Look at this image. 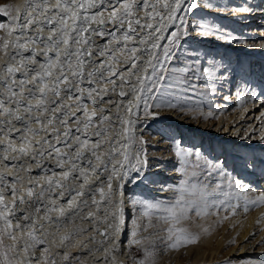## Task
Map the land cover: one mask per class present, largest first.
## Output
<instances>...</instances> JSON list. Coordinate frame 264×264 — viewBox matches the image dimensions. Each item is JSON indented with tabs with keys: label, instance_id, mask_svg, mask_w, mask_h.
<instances>
[{
	"label": "snow or ice",
	"instance_id": "1",
	"mask_svg": "<svg viewBox=\"0 0 264 264\" xmlns=\"http://www.w3.org/2000/svg\"><path fill=\"white\" fill-rule=\"evenodd\" d=\"M49 7L50 0H28L24 10V22L18 25L20 32L12 43V47L17 51L9 55L8 41L4 40L3 44H0V51L8 55L10 61L0 69V116L4 117L0 119V140L6 141L0 148V165L4 169L25 170L24 165L8 164L5 161H8L10 157L12 161L27 156L34 161L54 158L57 167L64 169L59 173L61 179L68 181V184L81 180L80 189L85 188L92 175L102 176L104 173H109L94 188L87 189L88 198L83 201V206L95 207L97 212L103 210L104 219L100 223L107 224L108 228L118 236L125 224L124 182L128 181L130 170L134 168L139 173L147 167L148 161L144 149H141L135 157L127 151L132 146L134 137L131 135L132 128L125 127V125H131V121L123 117H117L120 120V132L117 133V138L114 141H108L105 146V140L115 130V126L103 127L106 123L111 124L112 117L103 107H97V97L102 103H117L112 99L104 100V97L108 95L124 97L126 93L123 87L129 83L125 79L124 72L119 74V85L116 79L108 78L117 75L116 68L108 61L111 60L115 64L121 63L115 55L116 52L129 58L124 63L130 64L127 72L136 80L135 85H130L135 103L133 100L127 102L126 114H133V107L139 109L143 104L145 114L155 117V113L150 111L153 105L144 99V94L152 93L153 89L158 91V86L165 89L164 92L159 93L161 97L168 94L169 88H175L181 94L198 96L203 94L200 92L201 87L215 92L217 84L235 80L238 78V71H244V69H233L229 63L223 62L209 51L191 47V44H198L203 40L246 43L245 40L224 31L221 26L214 23L209 13H205V18H200L196 10L207 9L209 12L228 11L249 15L259 13L264 16V0H260L258 4L246 0L243 5L230 8L216 7L210 0H115V3L113 0H55V12H49ZM91 9H97V11L91 12ZM19 11L20 9H16L17 13ZM33 12L35 16L32 15ZM0 13L8 16V8H0ZM41 17L44 19L36 23ZM189 17L192 18L191 24ZM10 19L15 23L18 17H10ZM34 23L36 28L33 31L38 34L29 35L24 30ZM106 23L115 25L114 30L109 32L102 27ZM54 24L55 27H53ZM4 27L5 24L0 23V29ZM45 28L51 33L46 38L39 34ZM169 29L172 30L169 31ZM8 35H12L11 28L8 29ZM24 36H27V39L21 43ZM95 36H100L102 39L109 37V39L97 46L92 39ZM113 43L119 44V47L110 49L109 46ZM130 43L131 47H129ZM30 44L43 45L44 62L37 60L40 53L35 47L29 49ZM94 47L99 48L98 56L104 57L108 54L107 59L93 65L92 70L86 73L85 65L91 63V60L86 58L92 56ZM20 49L30 51V55L25 56L23 51H19ZM138 52L144 57V62L139 69L137 64L140 58L136 56ZM49 53H54V56ZM172 61H175V64H172ZM32 64H38V67L28 66ZM21 69H23V75L17 80V73ZM133 69L136 71H132ZM239 79L238 93L247 92L254 103L264 104V99H258L253 94L254 90L249 82L242 77ZM164 80H167L166 85L161 83ZM84 84L88 87H83ZM108 84L113 85L111 91L107 88ZM117 87L121 89L118 93ZM261 96H264V92ZM149 99L154 100L155 93ZM224 99L227 100L229 97L225 96ZM85 100L91 102L93 111H88L89 104ZM67 101H74V104H68ZM119 103L124 101L121 100ZM243 103L241 98V104ZM154 107L160 110L163 107L173 108L176 105L161 100ZM74 110L81 114H74ZM97 112L104 114L97 118ZM207 115L211 117L212 111H209ZM261 115L264 116V110L261 111ZM72 124L77 125L74 131ZM34 125H38L39 128H34ZM261 127L264 128V122ZM61 128L64 129L63 132ZM92 128H95V132L89 135V129ZM14 133L18 135L13 136ZM93 135L97 138L95 141L92 140ZM38 136L50 138L42 139L34 144L33 139ZM121 136L125 137L126 142L121 141ZM259 139L264 141V134H261ZM17 141L20 142L21 147H16ZM57 144H62L63 147L55 146ZM44 145H48L47 151L44 150ZM37 147L38 152L34 151ZM65 149L71 150V154ZM175 150L180 158L178 171H181L184 177L173 188L177 195L167 201L153 202L148 199L131 201L133 205H139L142 209L141 215L147 217L145 231L154 227L151 223L154 218L171 225L165 230L168 241L166 250H179L180 247L199 242V235L190 234L177 227L188 218L192 209H196L197 215L209 214L210 208L216 212L222 209L236 215L237 209L247 214L257 207L264 206V190H260L254 198H249V193L256 190L250 184L226 175L223 167L216 169V172L217 176L226 180V185L223 182H216L215 178L201 179L196 171L189 174L186 168L188 158L194 155L195 160L200 161L201 154L186 151L178 142ZM13 153L16 155H12ZM105 155L107 159L104 158ZM132 160L135 164L131 163ZM260 163L264 164V160ZM66 164L70 167L65 168ZM97 165L102 167L98 168ZM256 166L255 160H246L244 163L246 169H254ZM37 167L41 165L37 164ZM197 167H199L198 164L193 165V168ZM213 167L208 165L209 175ZM43 171L46 186L39 184L41 177H29V179H36L37 185L26 190L27 200L17 190L18 185H23V179L17 176L9 180L0 172V264H57L56 258L51 255L47 239L39 235L44 232L45 227L39 224V221L44 219L47 224L55 223L61 227L65 226L62 221H53L51 218L53 212H59L61 217L65 213L64 206L58 207L56 200L63 199L67 190L69 199L66 204L71 208L78 197H85V191L69 188L68 184L61 182V179L53 180L52 176L57 175L55 171L51 172V176L47 175L48 169ZM113 179L118 181L115 190H113ZM105 186L108 189L107 193L104 190ZM37 187L40 189L38 193ZM57 190H59L58 197L54 195ZM97 194L100 196V201L96 200ZM46 197H48L47 200ZM88 199H91V205ZM9 200L12 202L9 203ZM25 205H27L26 210ZM22 210L21 215L19 213ZM83 218L96 222L92 211L87 212ZM228 218L224 216L223 219ZM95 230L105 239L96 241L93 237L94 243L103 246L112 239L107 229ZM85 231L78 228L76 234ZM204 231L208 232L207 229ZM131 235L136 237L139 232L133 231ZM70 239H72L71 235L62 236L60 243L64 244ZM255 239L256 234L253 233L246 245L251 244ZM129 243L142 244L143 240H132ZM231 243L234 245L235 242ZM40 245H43L40 248L43 255H37V248ZM260 249H264V241L250 250V252H258V255L237 254L223 264H264V252H259ZM118 250V248L103 247L88 249L89 254H95L96 251L105 253V261L102 264H108L109 256L114 264L115 253ZM143 252L144 259L138 261V264H155V252L147 248L143 249ZM61 258L67 264H71L72 259L78 264H84L83 257L70 258L67 252Z\"/></svg>",
	"mask_w": 264,
	"mask_h": 264
},
{
	"label": "bare ground",
	"instance_id": "2",
	"mask_svg": "<svg viewBox=\"0 0 264 264\" xmlns=\"http://www.w3.org/2000/svg\"><path fill=\"white\" fill-rule=\"evenodd\" d=\"M13 3L11 4L12 12L8 16V21L6 24V31H5V36L3 37L2 41L0 44H3L4 40H7L9 43V47L7 49L9 55L15 54L17 49L12 47V43L15 40V37L19 34L20 28L18 25L22 24L24 22V10L26 8V5L28 3V0H13ZM113 3H115V0H113ZM16 9H20L19 13L16 12ZM55 0H50V7H49V12H55ZM91 12L97 11V9H91ZM213 12V11H212ZM224 13V19L230 21V23H235L237 20V23L239 26L238 31L234 33L236 37L240 36V34L244 35V39L246 43L240 45L239 52H243L242 54L239 55V60L241 58V67L242 61L247 65L246 63V58L249 57L248 61L250 62H256V64L252 66L253 71L255 70V73L253 77L255 78L256 84L259 85L260 89L264 88V16L260 15L259 13L255 15H249V14H244V13H232L228 11H222ZM33 16H35V12L32 13ZM142 15V13H141ZM105 16H107V12H105ZM240 16H245V17H240ZM10 17H18V19L15 20V23L12 22ZM191 18V17H190ZM44 17L39 18L36 23H40ZM239 20V21H238ZM191 22V19H189V23ZM36 23L32 24L29 28L25 29L24 31L28 33L29 35H37L38 33L34 32L33 29L36 28ZM56 25L54 24L53 27ZM95 27V25H94ZM109 32L113 31L115 28V25L106 23L104 26ZM12 29V35H8V29ZM172 29H169L171 31ZM40 35H43L45 38L48 37L51 33L50 31L45 28V30L42 33H39ZM233 34V33H232ZM257 38V39H256ZM27 39V36L22 37L21 43L24 42V40ZM95 41V44L97 46L104 44L109 37H104L103 39L100 36H95L92 38ZM256 40H260V42H255ZM183 42V41H182ZM120 43H123V41H120ZM231 43V42H230ZM227 44V43H226ZM232 45V44H231ZM131 43L129 44V47H131ZM229 46V45H228ZM227 46L228 50H233L231 49L232 47ZM29 49L35 47L36 51L40 53V55L37 56V60L40 62H44V47L43 45H29ZM86 47V46H84ZM110 49H115L119 47V44L113 43L110 46ZM246 52H244V51ZM19 51H23L25 56L30 55V51H25L23 49H20ZM99 51L98 47H94L92 49V56L90 58L91 63H88L85 65V72L87 73L88 71H91L93 68V65L101 63V61L107 59L106 54L104 57H100L97 55ZM49 55H53L54 53H49ZM115 55L117 56V59L121 61L120 64H115L113 61L109 60L108 62L113 64V66L117 70V75L108 77L109 79H116L118 82V85L120 83L118 77L121 72L125 73V79L129 81L128 84H125L123 87V91H125L126 95L124 97H120L119 95H108L104 97V100L112 99L116 101L117 103L113 104H107V103H102L99 101V98L97 97V107H103L105 109L106 113H109L112 117L111 124H104V128H112L115 126V130L110 133V135L106 138L105 140V146H107L108 141H114L117 138V133L120 132V120L117 119V117H123L124 119H127L131 121V125H125V127H131L132 132L131 135L134 137L132 146L127 149L129 153L133 157H135L137 154L140 152V147L145 148L147 150H150L151 148H158L157 155L158 157H161L163 159H169L170 156L172 155L169 153V146L171 145L170 142H167L166 139L162 135L163 133L161 132V128H159L157 125L161 124H166V126H172L175 127L176 129H179V137L190 143V145H193L195 142L193 141L194 136H202L205 137V140H202V148L205 150V153L208 155H211L214 157L215 155H219L220 152L223 151V155H221L220 160L223 161L226 160L229 162L230 165H225L223 166L224 169L230 170L232 173V176L236 179L241 180L243 183L250 184L253 189L256 191H252L249 193V198H254L260 190H264V182H262V179L260 177V173L262 172L261 166L263 167L264 164H261L260 161L264 160V141L259 139L261 134H264V128L261 127L262 122H264V116L261 115V111L264 110V104H257L254 103L252 99H244L241 94H235L233 96V93L229 92H224L221 93L222 91L217 93V95H213L214 92H210L211 94H202L198 96H193L195 97L193 100L195 103L203 104L207 106L208 108H213L212 109V116L209 117L210 120H205L204 122L208 123L207 126L203 128L202 125H194L195 119L186 115L184 111L176 109V107H173L171 109H165L164 112L159 114L155 113V117L152 115H147L144 112L143 109V104H141L140 108L137 109L133 107V114H126V108H127V102L129 100L134 101V96L132 92V88L130 85H135L136 80L135 77L130 76L127 72V68L130 67V64H125L124 61L128 60L129 58L126 55H122L120 52H116ZM245 55L244 57H242ZM136 56L140 58V62L137 64V69L140 68V65L144 62V57L141 56V54L138 52L136 53ZM63 59V57H62ZM9 57L8 55H5L3 51H0V69H2L6 64H8ZM173 63V62H172ZM29 67L32 68H37L38 64H32L28 65ZM101 71H104L101 69ZM132 71H136V69H133ZM151 71V69H149ZM244 72V71H243ZM23 75V69L20 70L19 73H17V80ZM244 76L241 75V77ZM239 77V75H238ZM164 83V81H161V83ZM83 87H88L87 84L82 85ZM99 87H103V85H98ZM107 88L109 91L113 88V85L108 84ZM174 89V88H172ZM120 87L116 88V92L118 93L120 91ZM262 92V91H261ZM153 94V93H152ZM87 94L85 93V96ZM63 96V94H62ZM151 96V93H145L144 94V99L148 100V103L151 102V99L149 97ZM215 96V97H214ZM225 96H228L229 99H224ZM191 96V98H193ZM241 98H243L244 103L241 104ZM258 99H264V96L258 97ZM121 100L124 101V103H119ZM215 101H218L219 103L214 104ZM86 103L89 104L88 111L91 112L94 110V108L91 105L90 101L85 100ZM35 103V102H33ZM68 104H74V101H67ZM194 104V103H193ZM175 105V104H174ZM220 106L221 112H214V109H217L216 107ZM192 106V105H191ZM194 106V105H193ZM180 108V107H179ZM192 109V108H191ZM154 110V109H153ZM193 110V109H192ZM206 110V109H205ZM204 110V111H205ZM152 111V109H150ZM188 111H190L188 109ZM193 112V111H192ZM201 112V111H199ZM205 115L208 114L209 111H205ZM214 112V113H213ZM194 113V112H193ZM192 113V114H193ZM203 113V112H202ZM74 114L80 115L81 113L75 112ZM104 113L97 112V118H99L101 115ZM196 114V113H195ZM202 115L198 114L197 116ZM204 115V116H205ZM192 116V115H191ZM190 119L188 121L187 119ZM0 119H4V117L0 116ZM206 119V118H205ZM141 121L144 122L145 128L143 129L142 126L143 124H140ZM197 121V120H196ZM202 121V120H201ZM214 123H217V126L215 128L211 129V125ZM201 122V123H204ZM15 123V122H14ZM71 124V121H69ZM146 123V124H145ZM198 123V122H197ZM222 124V125H221ZM143 126V127H144ZM199 126L202 129L208 130L210 132H204L199 129ZM218 126H220L218 128ZM222 126L223 130H221ZM73 131L77 127V125L72 124L71 125ZM34 128L38 129V125H34ZM220 129V130H219ZM51 131V129H49ZM64 129L61 128V132H63ZM212 131V133H211ZM95 132V128L89 129V135H92V133ZM18 135V133H14L13 136ZM255 137V138H253ZM50 138L48 136L45 137H36L33 139V143L37 144L38 141H41L42 139H47ZM142 138V139H141ZM150 138H152V141H150ZM97 138L93 135L92 140L95 141ZM122 142L125 141V137L121 136L120 137ZM61 140H63V137H61ZM140 140H144L143 142ZM154 140V141H153ZM207 140L209 142H207ZM146 142V143H145ZM206 142V144H205ZM6 141L0 140V148L4 146ZM22 145L20 144L19 141L16 142V147H21ZM57 147H63L62 144H57L55 145ZM73 147H75V142H73ZM165 148H168V150H165ZM239 148L244 150V153L250 154L251 148H256L257 152L260 153L261 159H259L257 163V168L253 169L248 168L246 169L244 167V163L240 162L242 160H245L246 158L244 157L245 155L241 156L238 153ZM163 149L165 151H163ZM44 150H48V145H44ZM34 151H39V148L37 147ZM66 152L71 154V150L65 149ZM164 152L167 153L164 154ZM152 154V155H151ZM149 156L152 159H159L156 157L154 152H152ZM160 154V155H159ZM16 155V154H12ZM55 154L53 153V156ZM87 155V153H85ZM210 156V157H211ZM107 159V156L105 155L104 157ZM75 159V157H73ZM232 160L238 161L237 165H234ZM240 160V161H239ZM5 163L8 164H18V165H24L25 170H20L18 168H10V169H4L2 165H0V172H2L9 180H12L14 177H21L23 179V185L17 186V190L21 192L22 195L25 196V199L27 200L28 197L26 195V190L29 187H36L37 185V180L36 179H29V177H41L39 179V184L45 185V172L43 169H48L49 171L47 172V175L51 176V172L55 171L57 173L56 176H52L53 180L56 179H61L59 176V173H61L64 169H61L57 167V162L54 158H47L44 160H32L30 156L27 157H22L18 158L15 161H12L11 157L9 158L8 161H5ZM132 164H135V161H131ZM37 164H40L41 167H37ZM153 164V163H150ZM158 164V163H157ZM70 167V165H65V168ZM97 167H102V165H97ZM174 167V166H173ZM176 167V166H175ZM153 169V168H152ZM156 170V169H155ZM158 170H161L158 169ZM142 172V171H141ZM73 175H76V173H73ZM109 175V173H104V175H92L91 178L89 179L88 184L85 186L84 189L79 188V184L81 183V180H76L75 183L73 184H68V181H64L61 179L62 183L68 184L69 188H76L78 191H85V197H78L77 201L73 203V206L69 208L66 204V201L69 199L68 191L65 190V194L63 199H57L56 200V205L59 207L61 205L64 206L65 208V213L64 216L61 217L59 212H53L51 214V218L53 221L60 220L64 223L65 226L61 227L57 224H47L44 219H40L39 224H43L44 227V232L40 233L41 238H46L48 241V246L51 250V255L54 256L57 260V264H67L61 257L65 252L68 253L70 258H74L77 256H81L84 259V264H102V262L105 261V253L103 251H96L95 254H89L88 249H100L101 247L103 248H118L119 250L115 253L116 260L114 264H129L130 260V249L131 248H138L141 249L143 247L142 244H135V243H129L131 239L134 240H143L140 238V235L133 237L131 233L133 231H138L139 234L141 233L140 226L142 224V220L144 218L147 219V217L141 215V208L139 205H133L131 201L133 199H146V197H140V195L136 194L135 188L138 187L139 185H134L132 182L134 178L136 177L137 172L134 170L129 171V179L128 181L124 182V213H125V224L123 226V229L121 233L116 236L110 228H108L107 224L100 223L104 219L103 215V210L100 212H97L95 207L91 208H85L83 206V201L88 198V188H94L97 184L100 183V181L104 180L105 176ZM179 171L173 170L170 172L168 175H165V178H170L168 179V182H171L170 188L166 190L163 188V186L157 185V186H152L144 183L142 188H144V192H149L150 195L154 196L153 202L158 200L162 201H167L170 199L173 188L175 187V183L178 182L176 178H179ZM138 179V178H137ZM136 179V181H137ZM141 181H143L141 179ZM166 181V180H165ZM113 190L116 189L118 181L116 179H113ZM136 183V182H134ZM141 183V182H140ZM143 184V183H142ZM46 186V185H45ZM135 186V188H133ZM147 187V188H146ZM169 187V186H168ZM146 188V189H145ZM134 189V190H133ZM39 188H36V192H39ZM105 192L107 193L108 189L105 186ZM129 194L131 197L129 198ZM6 195H9L6 193ZM55 196H59V190H57L54 194ZM128 195V197H127ZM152 196V197H153ZM46 200L48 197L45 198ZM96 200L100 201V196L97 194L96 195ZM9 203L12 201L9 200ZM31 203V201H29ZM89 205H91V199H88ZM241 204H243V201H241ZM27 209V205H25V210ZM82 209V210H81ZM211 209V208H210ZM132 210H134V219L131 221L129 220L131 217H133ZM92 211L95 218L96 222H92L88 219L83 218L87 212ZM207 215H200L198 216L197 213L188 216L187 219L183 220L182 222H188L191 220H195V216L198 222L193 223V228L191 230H196L199 232V237H204L202 240V243L204 245H208L213 253L216 256L219 252H223L225 248H227L226 251V256L223 258L222 256L219 257H212V263L215 261L219 262H224L228 260L231 257H234L235 255H258V252H250L252 248H255L256 245H258L261 241H264V206L262 207H257L254 210L249 211L247 214H245L241 209H237L236 215H232L230 212H225L222 209L219 212L214 211L213 209L209 210L208 209ZM226 213H228L226 215ZM23 214V210L19 213ZM224 216H228L229 218L227 220H224ZM72 218V219H69ZM111 219V217H109ZM155 223L153 225L159 226L161 229L164 226V223L156 220L155 218L152 220ZM196 221V220H195ZM130 222V223H129ZM139 226V227H137ZM162 226V227H161ZM197 226V227H196ZM84 229L86 230L84 233L76 234V229ZM99 228L101 231L107 229L109 236L112 237L111 240H108L106 243L101 246L98 243H94L92 241V238L95 237L96 241H103L105 238L101 236L95 229ZM156 229V228H155ZM204 229H207L208 232H205ZM154 230V229H153ZM150 232V230H149ZM155 232V231H154ZM152 233V232H151ZM253 233L256 234V239L252 241L251 244L246 245V242L249 241L253 235ZM155 234V233H154ZM72 236V239L68 240L64 244L60 243V237L62 236ZM157 235V234H156ZM144 235H142L143 238ZM153 236V235H152ZM154 240V239H153ZM144 241V240H143ZM201 241V240H200ZM235 242L234 245L231 242ZM86 245V247H84ZM43 245L38 246L37 248V255H43V253L40 252V248H42ZM208 247V248H209ZM207 248V250H208ZM209 248V249H210ZM205 250V249H203ZM165 251V250H164ZM204 251H202L203 254ZM210 252V251H209ZM259 252H264V249H260ZM205 253V252H204ZM211 253V252H210ZM213 256V255H212ZM218 256V255H217ZM224 256V255H223ZM223 259H222V258ZM156 259V258H155ZM209 262H211L209 260ZM71 264H78V262L74 259H72ZM108 264H113L111 261V258L109 256L108 259ZM138 264V263H137ZM161 264V263H160Z\"/></svg>",
	"mask_w": 264,
	"mask_h": 264
},
{
	"label": "rangeland",
	"instance_id": "3",
	"mask_svg": "<svg viewBox=\"0 0 264 264\" xmlns=\"http://www.w3.org/2000/svg\"><path fill=\"white\" fill-rule=\"evenodd\" d=\"M12 1L13 0H0V8H8L9 15L12 12V8H11L12 7L11 4L13 3ZM210 2L213 3L216 7H229L230 8V7H236V6L243 5L246 2V0H210ZM250 2L253 4H258L260 2V0H250ZM196 12L199 13L200 18H205V13H209L213 19V22L218 24L219 26H221L222 29L226 32H231V33H233V35H234V33L239 32L238 28H237L239 25L237 23H239L240 21L238 20L239 22H237V20H236L235 23H233V24L230 23V21L224 19L223 15H225V14L222 13V11H219V12H217V11L212 12L211 11V12H209V10L205 9L203 11L196 10ZM8 16L4 15L3 13H0V23L5 24V27L3 29H0V43L6 34L5 29H6V24L8 21ZM240 17L243 18L245 16H240ZM189 19H191V22H190V24H191L192 18L189 17ZM244 37L245 36L242 34H240V36H238V38H240V39H244ZM258 41L260 42V40H256L255 42H258ZM228 45L231 46L232 47L231 49H233V50H228L227 49ZM240 45H242V44L230 43V42H224V41H214V40L211 42H209L207 40H203L198 44H195V43L191 44V47H199L204 51L211 52V54L216 56L218 59H221L225 63H229L233 69H237V70L244 69V72L238 71L239 77L237 79L232 80L230 82H223V84H217L216 85V91L213 93V95H217V93L219 94L220 91H222L221 93H224L227 91L229 93L230 92L233 93V96L237 93V94H241L242 96L245 95V97H243L244 99L245 98L249 99V95L247 92L241 91L238 93V91H237V86L240 83L239 78L243 74H244V76H242V78L246 79L249 82L250 87L254 90L253 94L258 98L260 96V93H262L261 92L262 90L260 89L259 85L256 84V82H255L256 81L255 78H257V77L256 76L253 77L255 70L253 71L252 66L254 63L256 64V62L253 63V62L248 61V59H249V57H248V58H246L247 59L246 60L247 65H245V63L242 61V65H244V66L241 67V64H240L241 58L239 60V55L242 54L243 52L238 51L240 48ZM242 51H244V50H242ZM244 52H246V51H244ZM244 56L245 55H243L242 57H244ZM172 62H173L172 64H175V61H172ZM170 66L171 65H169V67ZM162 84L166 85L167 80H164V83L162 82ZM164 91H165V89L162 87H159V86H158V91H157V89H153L152 93L153 94L155 93V99L154 100L151 99V102L149 103L150 105H153V107L151 108L152 109L151 112H155V113L159 114V111H160V113H162V112H164V110L166 108L171 109L168 107H163L160 110H157L154 107V105L157 102H160L161 100H163L165 103L175 104L176 109H178V111L179 110L182 111L183 108H184L183 109V111H184L187 108V111H184V112L186 113V115L191 117L190 119H192V118L195 119L196 123H194V125H202L203 124V128H204V126L205 127L207 126L208 123H206L204 121L210 120V118L207 117L208 115H205V113H206L205 111L206 110L212 111L213 108H208L207 106H205L203 104L195 103V101L193 100L195 97H193L191 94H181L175 88L174 89L169 88L168 94L161 97L159 95V93L164 92ZM200 92L203 94H208V95L211 94L210 92H208V89L204 88V87L200 88ZM152 93H151V95H153ZM191 96L193 98H191ZM217 103H219V102L218 101L214 102V104H217ZM216 108L217 109H214V112L220 113L221 112V110L219 109L220 106L218 105V107H216ZM188 109L190 111H188ZM199 111H201V112H199ZM199 113L202 115L197 116ZM190 119L188 118L187 120L190 121ZM144 122L145 121H141L140 124H143V126H144ZM201 122H204V123H201ZM143 126H142V128L144 129L145 126L144 127ZM157 126L159 128H161V132L163 133L162 138L164 137L167 142L171 143V145L169 146V149H170L169 153H171L172 155L167 160V159H163L164 157L163 158L158 157V155H157V153H158L157 149L158 148L154 147V148H151L150 150H147L146 147L145 148L140 147V149L146 150L148 163H147V167L143 168L142 172L137 173L138 175H136V177L134 178V180L132 182L134 185H136V186L139 185V188H141V189H138V187L137 188H135V186L133 187V188H135V190L137 189L135 192L136 194L140 195V197L141 196L146 197V199H148V200H153L154 196L152 195L153 196L152 197L149 192H144L145 191L144 188L141 187L144 185V183H146L148 185H152L153 187L161 184V186H163V188L166 187L165 188L166 190H168L170 188L169 184L171 182H168V179H170V178H168V179L165 178V175H168L173 170L178 171V168L180 167V158L176 155V150H175L177 142L179 143L180 147L184 148L186 151H191L193 153L199 152L201 154L202 158L200 161H196L194 155L188 158L186 168H187V171L189 172V174H191L192 171H196L200 175L201 179L207 178L208 180H212L213 178H215L216 182H223L226 185V180H222L219 176H217V172H216V169L223 167V166H221L220 161H219V159L221 157V155H220L221 153L219 155H215L214 157L206 154L205 150H203V148H202V142H203L202 140H205V137H203V139H202V136H194L193 141L195 143L193 145H190V143L187 142V140L184 141L179 137V131H178L179 129H176L175 127H172V126L167 127L166 124H161V125H157ZM211 126H212L211 129L215 128L217 126V123H214V121H213V124ZM219 127L220 126H218V128ZM223 127H225V126H222L221 130H223ZM199 129L201 131H204V132H206V131L210 132L208 130L202 129L200 126H199ZM211 133H212V131H211ZM140 141L143 142L144 140H140ZM150 141H152V138H150ZM207 142H209V141L207 140ZM205 144H206V142H205ZM165 150H168V148H165ZM165 150L163 149V151H165ZM152 152H154L156 157H158L159 159H157V158L152 159L149 156ZM164 154L167 155L166 152H164ZM150 163H153V164H150ZM194 164H198L199 167L193 168ZM208 165L214 166L211 169L210 175L208 174L209 173ZM160 168H161V170H158ZM224 170H225L226 175L232 176V173L230 172V170H228V169H224ZM179 175H180V177L176 178L178 182L175 183L176 184L175 186H177L179 181L184 178L183 173L181 171H179ZM136 179H137V181H136ZM141 179L143 181H141ZM134 182H136V183H134ZM176 195L177 194L175 191L172 192V195H171L169 200L173 199ZM130 197H131V195L129 194V198ZM160 201H162V199ZM140 210L142 211V209H140ZM209 210H211V209H209ZM132 213H133V217H131L129 219L130 221L132 219H134V210H132ZM195 213H196V209H192V211L189 212L188 216H191ZM228 213H226V215ZM196 216H195L196 221L191 220V221H188L186 223L181 222L179 225H177V227L186 230L190 234L199 235V232H197L196 230H193V229L191 230V228H193V226H192L193 223L198 222L197 221L198 218H196ZM198 216H200V215H198ZM147 223H148V220L146 218H144L142 220V224L140 226L141 233L139 235H140V238L144 240L143 241V247L141 249H139V247L130 249L131 254L129 256L130 257L129 264H137L138 261L144 259L143 249H145V248L149 249L150 251L155 252V257H154L155 264H160V263L161 264H223V261L220 262V258L218 260L219 262H216V263H215V261L212 263L211 258L212 257L216 258L219 256H222L224 258L226 256L227 248H225V250L223 252L218 251V254H217L218 256L217 255L214 256L215 254H212L213 253L212 249L208 245H204L202 243V240L204 238L202 236V237H200L198 243L180 247L179 250H171V249L166 250L168 241H167V232L165 230L168 227H170L171 225L170 224H164L163 227L161 226L162 227L161 229H159L160 228L159 226L154 225V227H150V228H148L147 231H145L144 227ZM151 223L152 224L155 223V220L151 221ZM189 227H191V228L189 229ZM149 230H150V232H149ZM142 235H144L143 238H142ZM134 239H131L130 241H132ZM207 248H208V250H207ZM203 249H205V250H203ZM202 251H204L205 253L203 252V254H202ZM210 256H211V258H210ZM209 260L211 262H209Z\"/></svg>",
	"mask_w": 264,
	"mask_h": 264
}]
</instances>
